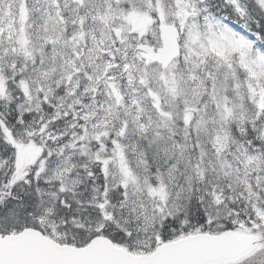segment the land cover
I'll return each instance as SVG.
<instances>
[{
	"label": "snow or ice",
	"instance_id": "1",
	"mask_svg": "<svg viewBox=\"0 0 264 264\" xmlns=\"http://www.w3.org/2000/svg\"><path fill=\"white\" fill-rule=\"evenodd\" d=\"M0 264H264V0H0Z\"/></svg>",
	"mask_w": 264,
	"mask_h": 264
}]
</instances>
